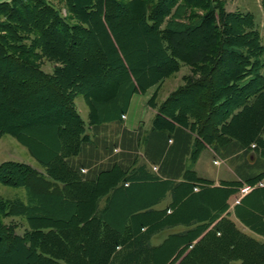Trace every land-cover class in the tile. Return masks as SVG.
Returning a JSON list of instances; mask_svg holds the SVG:
<instances>
[{"label":"trees","instance_id":"1","mask_svg":"<svg viewBox=\"0 0 264 264\" xmlns=\"http://www.w3.org/2000/svg\"><path fill=\"white\" fill-rule=\"evenodd\" d=\"M68 1L80 26L64 19L49 0L0 3V11L10 18L4 31L13 35L12 40L36 33L33 45L42 39V54L61 62L50 75L32 62L33 45L10 47L0 34V116L15 118L30 111H55L58 116L54 147L44 159L38 156L45 160H41L44 175L25 164L0 166V185L24 187L29 196L27 202L0 200V252L18 246L31 255L32 262L19 264H166L174 253L175 240L160 247L151 245L155 235L173 224L164 218L166 211H134L121 228L108 220L110 194L121 184L142 180V166H136L140 136L122 131V117L134 94L177 73L182 64L189 66L191 76L184 78L185 85L158 106L145 148L146 160L159 165L163 177L178 179L192 145L197 154L204 144L217 149L233 142L230 151L244 149L245 154L252 152L261 158L256 165L261 172L257 179H250L256 170L247 165L246 175H242L255 185L264 178V46L260 32L251 15H226L218 0H203V8L208 10L204 16L189 13L201 0H181V4L157 0L151 9H146L148 0L131 4ZM17 5L24 12H17ZM138 26L144 30L146 44L156 47L151 53L154 65L128 52V32ZM111 76L114 79L107 83ZM10 82L16 83L13 90ZM101 84L105 87L100 91L89 89ZM79 94L93 109L89 126L95 132L101 130L95 139L76 110L74 99ZM110 123L118 125V133L108 132ZM11 128H1L0 136L10 134L23 140ZM119 146L123 151L116 154ZM185 177L210 183L188 170ZM174 186L180 189L179 197L193 188L183 183ZM84 191L91 206L88 211L80 208L74 212L84 202ZM6 218L24 219L28 231L18 234V225H5ZM89 229V239L76 243ZM229 234L242 242L238 250H243L244 264H264V245L248 241L234 229ZM97 237L108 243L101 255L92 247ZM227 247L218 243L209 254L218 257ZM210 264L223 263L215 258Z\"/></svg>","mask_w":264,"mask_h":264},{"label":"crops","instance_id":"2","mask_svg":"<svg viewBox=\"0 0 264 264\" xmlns=\"http://www.w3.org/2000/svg\"><path fill=\"white\" fill-rule=\"evenodd\" d=\"M252 17L257 27L253 14ZM183 67L188 66L182 64L181 68ZM188 68L191 72L190 67ZM183 78L184 76L182 80L180 79L182 82L184 81ZM167 81L168 78L149 88L146 92L134 94L125 115L122 117V131L137 137L140 136V141H137L138 154L140 155L139 159L145 160V162L141 165L142 180L121 184L118 189L114 190L108 201L109 209L115 208L116 196L124 194L129 199V208L124 223L134 211L143 212L150 208L166 211L164 218L171 219L173 224L162 229L158 235L151 239L153 247H160L166 242L168 244L175 240V244L173 243L175 245L174 253L166 264H210L215 258H218L223 264H244L243 250H238V243L241 244L242 242L233 240L229 232L234 229L238 234L245 236L248 241L257 245H264V178L255 185H251L242 176L245 174L244 168L247 165L256 170L250 179L255 177L257 179L261 172L256 165L261 158L259 155L251 154L252 152L245 154L244 149L230 151L229 146L233 142L220 145L217 149L212 145L204 144L197 154L193 153L196 147L192 145V152L185 156L184 169L178 179L160 175L159 165L151 164L145 157L146 144L159 106L157 105L153 109L148 102L158 87ZM167 98L168 96L164 97L162 102ZM148 110L150 111L148 112ZM78 113L85 122L87 132L91 134L92 139H95L101 130L95 132V128L89 126V113H87V119L84 118V113L80 110ZM142 123L145 124V128L142 127ZM122 139L123 132L120 133V142ZM171 144L172 141H170ZM122 148L119 146L116 149L118 153L123 151ZM187 170L194 173L196 178L210 183L188 181L185 179ZM179 183L193 186V188L179 197L180 189L174 186ZM136 185L142 188L138 192L139 194H135L134 200L132 191L136 189ZM151 185L160 187L159 189L155 188V190L147 188ZM145 188V199H137L139 195H143ZM245 188L250 189L244 193ZM215 195L219 197L218 203L208 204L206 202L208 197ZM192 198L198 199L197 206L187 209L184 204L192 201ZM104 205L105 202L103 201L101 206ZM186 232L189 235L187 237H172V235H180ZM218 243H223L228 247L224 254H219L218 257L213 258L209 253L217 249ZM234 243L237 244V248L233 246ZM233 250L236 252L234 255Z\"/></svg>","mask_w":264,"mask_h":264},{"label":"rangeland","instance_id":"3","mask_svg":"<svg viewBox=\"0 0 264 264\" xmlns=\"http://www.w3.org/2000/svg\"><path fill=\"white\" fill-rule=\"evenodd\" d=\"M10 1H4L0 0V3H8L12 2ZM50 3L55 7L56 10L59 11L61 16L66 19L70 24L75 26H80L81 22L79 21L77 14L75 11H73L71 7V3L68 0H49ZM123 4H131L134 3L136 0H120ZM157 0H148V6L146 9H151L152 5ZM201 4H199L196 7L190 8L189 13H192L196 16H204L207 14L208 10L203 8V5L205 4L203 0H201ZM30 1H28L29 3ZM219 3L222 4L225 14L229 16L234 15H251L255 16L256 24H257V30L260 32L261 35V42L264 46V4L263 0H218ZM26 2V4L28 5ZM153 3V4H152ZM177 4H181V0H178ZM17 12L22 13L24 12L23 9H21L20 6L17 5ZM9 15H6L5 13H2L0 11V34L4 36V40L10 47H14L13 45H26L28 47H32L33 40L35 38V34H29L28 36L23 37L22 39L15 37L14 40H12L13 35L11 33L4 31L8 28L10 25V18ZM16 24V23H15ZM17 25V24H16ZM130 35V41L131 44H127L128 52L131 56H138L140 59L145 61L148 64L154 65L151 58L152 51L156 50V47L154 45H151L150 47L145 42V34L144 30L141 26L138 27H132L129 30ZM32 35V36H31ZM56 43L58 40H54ZM59 43V42H58ZM42 39H38L37 43L33 45L32 49H35V53H33L32 62L40 67L44 72L53 75L54 70L56 67L61 65V62L52 61L46 56L42 54ZM18 53V52H17ZM19 54V53H18ZM151 58V59H150ZM228 59L224 60V63H226ZM262 61L264 63V51L262 55ZM187 66V65H185ZM182 67V66H181ZM189 67V66H188ZM188 67L180 68V70L173 74L172 76L168 77V81L160 85L155 92V94L152 96L150 101L154 99L153 104L149 101L148 104L151 108L155 109V105H161L162 99L166 96H170L172 93H174L178 88L185 85V77L191 76V72ZM6 68V67H3ZM7 69L4 70L5 73ZM222 70V66L220 67L219 71ZM262 74L264 76V67L262 69ZM183 78V82L182 77ZM193 78V77H192ZM108 79V78H107ZM114 79L113 76H111L106 82H112ZM181 79V80H180ZM16 83L10 82L9 87L11 90H13L16 86ZM155 86V85H154ZM105 86L104 84H101L99 86H96L94 88L89 87V89H93L95 91H100ZM153 87V86H152ZM151 88V87H150ZM101 94V92L99 93ZM75 107L77 111H81L84 113V118L87 119V113L90 114V111H93L92 107L88 102L84 99L83 95H76L74 99ZM56 109V108H55ZM150 110H148L149 112ZM55 113V111H54ZM47 114V113H34V112H26L23 116H18L15 118H10L8 115H1L0 116V129L1 128H11L17 131L18 134H20L23 137V140H18L15 136L10 134H4L0 136V166L3 164L8 163H19V164H25L30 166L32 169L36 170L38 173H41L44 175L46 173L44 164H42V161L44 157H47L48 154L52 151L54 144L56 142L55 138V120L58 117L57 114ZM148 116V115H147ZM147 118V117H146ZM143 124V123H142ZM145 124H143L142 127H144ZM145 128V127H144ZM107 130L111 134L118 133V125L114 123H110L107 126ZM116 154H118V151H114ZM137 153V163L136 166L143 165V162L145 160H141L140 155ZM43 158L40 160V158ZM160 186L157 185H151L147 188H152L155 190L159 189ZM136 189L132 191L134 199L135 194L138 193L141 190V186L136 185ZM143 195H139L137 199H145L146 197V188L143 189ZM139 194V193H138ZM137 195V194H136ZM145 195V196H144ZM83 199V203L79 208L75 207L74 212L80 210V208H84L85 211L90 208L91 202L88 201L90 199L87 191H84L81 195ZM28 191L24 187H10L5 185H0V200L3 201H13L16 199L23 200L24 202L28 201ZM264 198V197H263ZM204 199V198H203ZM86 200V201H85ZM135 200V199H134ZM219 201V197L217 195L210 196L206 200L208 204H217ZM256 201V200H255ZM198 199L192 198V201L189 203H186L187 209L195 208L197 206ZM115 208H110L107 211L108 220L117 228H121L124 225V219L126 216V212L128 211V205H129V199L124 194H120L116 196L114 200ZM89 207V208H88ZM66 209H64L65 211ZM88 211V210H87ZM82 216V213L76 214L75 217H78L77 219H80L79 217ZM3 223L5 225H10L11 223L17 224L16 232L20 235H24L28 231V225L24 219L21 218H6L3 219ZM73 225V224H72ZM74 226V225H73ZM90 229L88 232H84L82 235H79V240L76 241V243L82 244V239H89L90 235ZM92 233V230H91ZM93 238L91 237V240ZM108 244V243H107ZM107 244L100 240H98V237L95 238V241H92V247L96 249L97 253L101 255L106 250ZM171 245V244H170ZM173 245V244H172ZM171 248V246H168L167 249ZM24 262H32L31 255L29 253L23 252V250L19 249L18 246L14 247L12 250H6L0 252V264H19Z\"/></svg>","mask_w":264,"mask_h":264},{"label":"built area","instance_id":"4","mask_svg":"<svg viewBox=\"0 0 264 264\" xmlns=\"http://www.w3.org/2000/svg\"><path fill=\"white\" fill-rule=\"evenodd\" d=\"M249 189H250V188H245V189L243 190V192L245 193V192H247Z\"/></svg>","mask_w":264,"mask_h":264}]
</instances>
